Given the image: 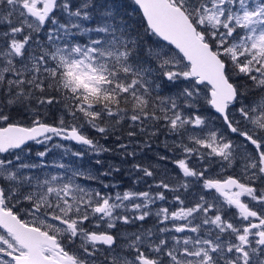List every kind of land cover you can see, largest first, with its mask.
<instances>
[{"label":"snow or ice","instance_id":"snow-or-ice-1","mask_svg":"<svg viewBox=\"0 0 264 264\" xmlns=\"http://www.w3.org/2000/svg\"><path fill=\"white\" fill-rule=\"evenodd\" d=\"M131 3L0 0V264H264V0ZM161 131L182 180H107Z\"/></svg>","mask_w":264,"mask_h":264},{"label":"rangeland","instance_id":"rangeland-1","mask_svg":"<svg viewBox=\"0 0 264 264\" xmlns=\"http://www.w3.org/2000/svg\"><path fill=\"white\" fill-rule=\"evenodd\" d=\"M128 14H131V11H128ZM83 42V39H82ZM127 126H125V130L121 135L124 137L123 142H127L126 136ZM176 139L174 136L168 135L166 132L161 131L155 138L149 139L146 136H137L135 138L138 143H133L129 146V151L135 150L136 157H127L124 158L118 154H105L104 159L106 162H111L116 166L121 168V172L114 174L113 177L107 178V180L118 183L120 185L121 190L132 186L133 180L136 178L135 173L129 174V170L131 168L132 163L139 162L145 166H152V170L156 172V179H166L167 182L170 184H177L178 177H179V170L175 169V166L170 161H161L159 160L160 155H167L171 157L173 155L172 152H169L165 144H171L172 141ZM147 140V146H145L144 141ZM62 143L65 147H70L73 150H78L79 146L73 144L69 141H60L58 138L53 141V143ZM101 143L105 144L106 146L113 147L115 145V137H111L107 140H101ZM31 146V153L29 160L33 162H39L40 158L36 156V152L43 151V146L36 145L30 142ZM50 146V145H49ZM63 156V149H54L52 153L46 158V162L51 164L53 160H61ZM94 159V157L86 156L81 160L77 161L75 158H71L69 156H63V163H77L81 168H86L89 163ZM127 160V163H122L123 160ZM51 171V169H49ZM38 171V170H32ZM142 175V174H141ZM121 178V179H119ZM118 179V180H117ZM179 179H183V177H179ZM191 180V178H189ZM117 180V181H116ZM153 181L149 179V183ZM95 187L96 185L93 183L92 185ZM135 187L139 190H146L147 184L140 183L135 185ZM155 191V189H154ZM163 191V189H161ZM202 189L199 184L195 181H192L190 184V188L187 191L181 189L182 195L185 197L187 203H191L194 199H198L199 194L201 193ZM167 201H156V204L152 206V211L155 212L159 207H166L170 206L168 201L172 200L173 193L167 192ZM234 211V210H233ZM231 213H229L230 215ZM154 226L159 227L156 225V218L155 216L146 218L143 222H137L135 225L129 226L128 231L133 232L136 231L138 228L143 227L144 229L153 228Z\"/></svg>","mask_w":264,"mask_h":264},{"label":"trees","instance_id":"trees-1","mask_svg":"<svg viewBox=\"0 0 264 264\" xmlns=\"http://www.w3.org/2000/svg\"><path fill=\"white\" fill-rule=\"evenodd\" d=\"M116 2L118 4L123 5V8L121 9L122 11H126L127 13H128V11H131V14H129V15H131L132 20H134L137 24L140 23V17L136 13L132 12L134 5H132L131 0H116ZM119 179H121V178H119Z\"/></svg>","mask_w":264,"mask_h":264}]
</instances>
